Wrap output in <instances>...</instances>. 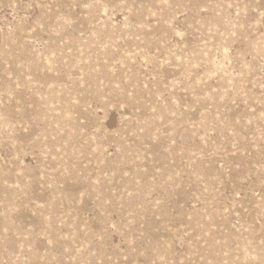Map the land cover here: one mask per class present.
<instances>
[{
  "label": "rangeland",
  "instance_id": "obj_1",
  "mask_svg": "<svg viewBox=\"0 0 264 264\" xmlns=\"http://www.w3.org/2000/svg\"><path fill=\"white\" fill-rule=\"evenodd\" d=\"M0 264H264V0H0Z\"/></svg>",
  "mask_w": 264,
  "mask_h": 264
}]
</instances>
